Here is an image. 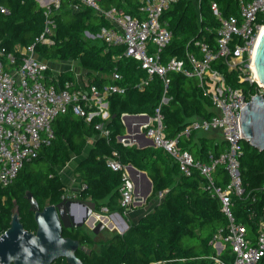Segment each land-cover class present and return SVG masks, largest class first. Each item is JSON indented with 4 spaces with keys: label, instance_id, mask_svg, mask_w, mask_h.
Returning a JSON list of instances; mask_svg holds the SVG:
<instances>
[{
    "label": "trees",
    "instance_id": "obj_1",
    "mask_svg": "<svg viewBox=\"0 0 264 264\" xmlns=\"http://www.w3.org/2000/svg\"><path fill=\"white\" fill-rule=\"evenodd\" d=\"M213 1L217 2L223 16L239 13L238 0H178L163 12L161 19L172 31V38L160 53L161 61L166 63L173 56L182 58L187 51L199 53L196 41L215 47L219 20L211 8ZM3 3L11 9V13L0 14V39L9 51H15L17 45L35 44L37 54L47 61L79 60L87 83H119L125 87V92L109 96L108 120H103L100 115L87 119L71 111L56 116L52 125L54 136L50 142L41 146L36 157L24 163L8 187L0 186V234L10 227L16 208L25 229L36 231L37 223L30 210L27 191L33 193L41 208L60 202L66 193V184L59 168L67 165L73 153L82 155L88 139L99 135L75 169L83 182L79 198L96 201L100 212L104 207L108 214L124 212L119 201L122 172L113 170L105 161V157L111 156L113 151L118 152V159L123 163H131L148 173L153 190L147 201L159 192L164 193L154 209L137 223H130L124 234H114L104 252L94 249L100 242L85 228L64 227L65 236L78 239L82 245L92 248L89 253L78 250L77 254L83 262L213 264L211 256L215 254V249L211 240L214 233L226 225L227 217L219 198L212 196L206 188L203 176L197 171L190 176L184 174L178 163L162 148H139L118 141V137L126 132L123 114L146 112L154 115L164 96L162 79L155 76L142 89L140 82L147 77V72L139 60L123 55L124 45L109 44L104 38L101 42H92L86 36L87 31L96 36L104 27L112 26L106 16L90 6L82 5L79 10H74L71 0H63L54 13L55 42L47 46L35 42L36 36L43 30L45 18L36 0H4ZM100 4L105 9L116 6L133 16L140 14L141 0H100ZM262 19L264 21V17ZM214 66L225 74L229 84L257 92V83L240 81L237 72L229 70L223 61ZM115 71L121 76L118 80L111 77ZM169 77V100L161 105V112L166 131L175 137L192 118L209 117L214 112L210 95L205 93L196 77L172 71ZM66 80L77 81L72 70L62 71L53 82L61 87ZM101 122L110 130L108 137L100 135V130L96 128ZM179 143L182 148L192 151L194 156L204 158L208 150L218 152L225 142L202 136L190 140L182 138ZM243 148L241 175L244 192L233 196V211L250 230H254L256 216L264 210V150H258L246 140L243 141ZM228 180L225 168H220L216 184L225 186ZM228 252L229 249L223 250L222 256L225 257ZM53 264L68 263L66 259L59 258Z\"/></svg>",
    "mask_w": 264,
    "mask_h": 264
},
{
    "label": "built area",
    "instance_id": "obj_2",
    "mask_svg": "<svg viewBox=\"0 0 264 264\" xmlns=\"http://www.w3.org/2000/svg\"><path fill=\"white\" fill-rule=\"evenodd\" d=\"M0 0V14L9 15L11 9ZM43 10L44 27L35 42L50 46L54 44L56 20L54 13L63 0H36ZM71 7L79 10L90 6L106 16L112 26L103 28L99 34L109 44L124 45L123 55L139 60L147 72L140 82L143 89L155 76L164 83V96L155 113L140 126V132L149 137L156 148L164 149L178 163L187 176L198 172L206 182L212 196L218 197L227 223L213 235L211 244L215 254L213 264H264V210L256 216L255 228L239 220L233 211V196L244 192L241 175V156L244 154V133L241 124L242 108L254 94L263 93L264 86L255 78L254 53L259 36L264 28V0H238L239 13L223 16L217 2L211 8L219 20L215 47L204 41H196L197 52L187 51L184 57H171L166 63L160 53L172 38V31L162 21L163 12L178 0H141L139 15L126 13L112 6L105 9L100 0H71ZM90 34L88 31L86 32ZM92 35V34H90ZM94 36V35H93ZM223 61L229 70L237 72L240 81L257 83L256 93L229 84L225 74L214 65ZM49 62L37 54L35 44L15 47L9 51L0 39V186L8 187L17 177L24 163L36 157L39 149L54 136L53 121L59 113L73 112L90 119L100 115L110 119L108 98L113 93H124L119 83L77 85L66 80L57 87L49 74ZM178 72L196 77L205 93L212 100L209 117H195L188 121L180 133L172 137L166 131L161 105L168 102L169 73ZM113 80L121 78L115 71ZM100 132L109 136L104 122L96 125ZM219 131L225 141L216 152L207 151L204 158L194 156L189 149L180 146V139L190 140L201 132ZM119 141L126 144L127 137ZM110 168L122 172L120 204L124 213L136 203H145L136 183L127 170L128 164L118 159V152L105 157ZM225 168L228 183L216 184L218 170ZM253 214H251L252 216ZM253 217V216H252ZM228 255L222 256L223 250ZM126 264V263H122Z\"/></svg>",
    "mask_w": 264,
    "mask_h": 264
},
{
    "label": "water",
    "instance_id": "obj_3",
    "mask_svg": "<svg viewBox=\"0 0 264 264\" xmlns=\"http://www.w3.org/2000/svg\"><path fill=\"white\" fill-rule=\"evenodd\" d=\"M254 65L264 86V28L256 45ZM242 109L244 139L258 150H264V94H254ZM130 116L138 115L124 114L123 117L125 119ZM141 116L147 119L150 117L146 113ZM144 135L141 133L140 136ZM123 136L127 137L126 143H130L133 138L131 133ZM149 145H153L152 140L142 147ZM127 170L134 182L136 174L146 178L148 189L141 195L147 198L153 183L146 172L131 163L128 164ZM26 197L30 210L34 213L37 229L26 230L16 208L10 227L0 234V264H53L59 258L66 259L68 264H85L77 252L81 249L89 253L92 248L82 245L78 239L65 236L63 228L83 227L97 234L108 227L110 216L98 211L97 202L90 198L81 199L64 194L60 202L41 208L32 192L27 191Z\"/></svg>",
    "mask_w": 264,
    "mask_h": 264
},
{
    "label": "crops",
    "instance_id": "obj_4",
    "mask_svg": "<svg viewBox=\"0 0 264 264\" xmlns=\"http://www.w3.org/2000/svg\"><path fill=\"white\" fill-rule=\"evenodd\" d=\"M49 62V66H50V69H49V74L50 75H53V76H58L59 73H61L62 71H68V70H72L75 75H76V78H77V81H75L78 85L82 86V85H85L87 84V81H86V76H85V70L83 68H81V66L79 65V60H73V59H69L67 61H48ZM57 63V64H56ZM63 69H59L61 67H63ZM81 68V70H83V75H81V73H79L77 70ZM146 112H140V113H132L131 115H135L137 114L138 116H130V117H127L124 119V114L122 115V121L125 125V128H126V132L125 134H128V133H131L132 135V139H131V142L130 143H126L125 145H130V146H133V145H136L137 147L139 148H143V146H145L146 144H148V141L151 140L149 137H147L146 135L144 136H140L142 132H140V126L145 122L147 121L148 119L145 118L144 116H141V114H145ZM129 114V113H127ZM148 114V113H146ZM76 115V114H75ZM149 115V114H148ZM150 116V115H149ZM217 131V130H216ZM216 131H206V132H199L196 137H202V136H209V137H213V136H210L208 133H213V132H216ZM124 134V135H125ZM100 135H103L101 132H100ZM99 136V135H98ZM98 136H93V137H90L87 141V146L86 147H89L91 149V147L94 146L95 142H96V139ZM120 137V136H119ZM119 137H118V141H119ZM196 139V138H195ZM217 139V138H216ZM218 140V139H217ZM223 138L219 141H222ZM195 141V140H194ZM121 142V141H120ZM225 142V141H224ZM123 143V142H122ZM124 144V143H123ZM149 146H154L153 145H149ZM155 147V146H154ZM86 149V148H85ZM89 149V151H90ZM85 151V150H84ZM89 153V152H88ZM81 155L77 156L75 155L74 153L72 154V158L71 160H73L74 158H77V157H80ZM87 156V155H86ZM82 159V158H81ZM80 159V160H81ZM70 160V161H71ZM69 161V162H70ZM79 164V163H77ZM71 167V168H69ZM77 165H73V166H68V163L66 166L64 167H60L59 170H60V174H61V177L64 181V183L66 184V193L65 194H70V195H73L75 197H79V193L83 187V182H82V178L79 177L78 173L75 171ZM137 168V167H136ZM64 170V173L67 174V178H64L62 176V172ZM140 170V169H139ZM141 171H144V170H141ZM146 172V171H145ZM147 176L149 177L148 173L146 172ZM137 177L135 178V183H136V188L137 190L140 192V193H144L147 189H148V182L146 180V178H144L143 176H141L140 174H136ZM149 179L151 180V178L149 177ZM152 181V180H151ZM153 183V182H152ZM152 190H153V186H152ZM152 190L151 192L149 193L148 196L151 195L152 193ZM147 196V197H148ZM161 200V199H160ZM159 200V201H160ZM157 201L155 204H154V207L156 206V204L159 202ZM146 202H147V198H146ZM147 207L148 205L147 204H144V203H136L133 208L131 210H129L127 213H120V212H113V213H110L108 214L106 212V208L104 207L102 209V212L107 214L108 216H110L109 220H110V223L108 225V227L106 229L110 230L112 232V234H116V233H120V234H123V231L127 230L126 228L129 227V222L131 223H137L142 216H144L145 214H147L149 211L153 210H149V211H146L147 210ZM123 216L126 218V220L128 221V224L125 222ZM125 224V226H124ZM90 234L93 236V232H90ZM112 235V236H113ZM94 237V236H93ZM95 239V238H94ZM96 240V239H95Z\"/></svg>",
    "mask_w": 264,
    "mask_h": 264
},
{
    "label": "rangeland",
    "instance_id": "obj_5",
    "mask_svg": "<svg viewBox=\"0 0 264 264\" xmlns=\"http://www.w3.org/2000/svg\"><path fill=\"white\" fill-rule=\"evenodd\" d=\"M85 34H86V36L88 38L91 39L92 42H101L102 39H103V37L100 36V35L93 36V35H90L88 33H85ZM63 68H64V66L61 67V68H59V69H63ZM77 71L79 73H81V75H83V70H81V68H79ZM208 134L210 136H213V137L217 138L218 140H221L222 139V134L219 131H216V132H213V133H208ZM89 149H90L89 147H86L85 151L83 152V154L80 157L74 158L73 160H71L70 162H68V166L78 165L77 163L79 162V160L81 158L85 157L88 154ZM69 168H71V167H69ZM62 176L64 178H67V174L64 173V170L62 172ZM163 193L164 192H159L158 195L153 196L150 201H147V202L144 203V204H147L148 205L146 211H149V210L153 209L154 204L162 198ZM123 218H124L125 222L128 224V221L126 220V218L124 216H123ZM129 223H131V222H129ZM124 226H125V224H124ZM126 229L128 230V227ZM127 230L123 231V234ZM112 235H113L112 232L110 230H108V229H106L105 231H103V233L101 234L102 241H100V244H97L94 247V249L97 252H104L105 249L107 248V243H108L109 239L112 237Z\"/></svg>",
    "mask_w": 264,
    "mask_h": 264
},
{
    "label": "flooded vegetation",
    "instance_id": "obj_6",
    "mask_svg": "<svg viewBox=\"0 0 264 264\" xmlns=\"http://www.w3.org/2000/svg\"><path fill=\"white\" fill-rule=\"evenodd\" d=\"M106 230V228H104V229H102L99 233H93V236H94V238L98 241V242H100V241H102V238H101V234L103 233V231H105Z\"/></svg>",
    "mask_w": 264,
    "mask_h": 264
},
{
    "label": "bare ground",
    "instance_id": "obj_7",
    "mask_svg": "<svg viewBox=\"0 0 264 264\" xmlns=\"http://www.w3.org/2000/svg\"><path fill=\"white\" fill-rule=\"evenodd\" d=\"M262 31H263V28H262ZM254 69H255V78H256V80H258L259 82H261L260 81V78H259V75H258V73H257V70H256V68H255V65H254Z\"/></svg>",
    "mask_w": 264,
    "mask_h": 264
}]
</instances>
